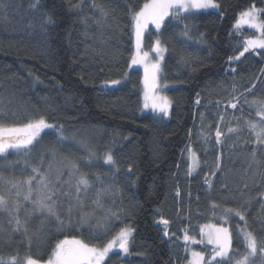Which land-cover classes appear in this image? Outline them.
I'll list each match as a JSON object with an SVG mask.
<instances>
[{
    "label": "trees",
    "instance_id": "trees-1",
    "mask_svg": "<svg viewBox=\"0 0 264 264\" xmlns=\"http://www.w3.org/2000/svg\"><path fill=\"white\" fill-rule=\"evenodd\" d=\"M0 2L9 4L7 18L0 14V109L7 113L0 123L18 126L44 116L57 128L62 125L68 139L62 142L58 159L76 160L93 185L85 211L92 207L96 190L109 185L111 194L105 196V206L113 211L123 209V223L113 221L114 228L106 235L103 229L95 228V219L77 228L79 212L74 213L72 224L66 222L60 232L55 218H50L47 226L50 242L39 248L34 243L31 251L34 257L46 261L55 243L63 239H79L101 247L128 225L134 229L131 254L116 264H183L184 235L198 238L204 224H229L233 246L242 245V238L237 239V225L245 222L238 221L234 215L226 222L223 215L225 208H238L242 204L250 227L262 235L264 145L253 143L255 136L245 121L260 120L257 105L252 101H264V56L261 55L264 49L245 53L239 61L229 58L239 55L246 38L258 35L251 28H241L237 34L233 25L239 13L253 5L264 9V0H217L220 4L217 11H179L175 18L165 19L159 36L165 47L161 82L171 85L166 92L171 99L168 120L141 113V72L138 69L128 72L133 48L129 8L138 11L146 0H95L110 10L103 28L95 23L100 13L92 6L93 0H83L79 9L72 5L81 0H42L41 11L50 13L54 20L45 26L46 32L39 28L42 16L29 8L30 0ZM30 23L36 27H29ZM154 35L152 31L146 33L145 47L152 45ZM113 79L121 83L105 86L106 81ZM253 84L256 87L252 92H246ZM233 95L240 96L236 109L228 106ZM217 123L225 133L223 145L215 144ZM229 126L241 131L228 133ZM202 132L210 136L208 141L203 139ZM41 136L42 143L51 146L58 133L55 129H45ZM73 136L77 140L86 139L96 150L97 158L91 165L88 153ZM189 145L200 161L193 176L187 174L184 151ZM109 150L119 165L118 172L103 162V154ZM254 151L259 167L255 163L249 166ZM8 158L19 161L13 178L26 179L31 163L26 166L23 155L18 156L11 149ZM31 161L38 162L36 153ZM47 163L46 159L45 168ZM217 163L221 164L218 171ZM211 172L216 175H210ZM55 176L53 172V181ZM206 176L213 184L211 189L205 183ZM67 179L65 169L61 181ZM222 183L227 184L226 189ZM56 186L68 188L62 183ZM26 192L27 186L22 185L20 201L31 209L32 205L22 198ZM56 198L65 201L66 210L69 198L62 194ZM212 201L220 205L214 211L210 206ZM41 215H32L31 228L36 227ZM98 215L102 217L103 212ZM25 216L22 207L20 217ZM161 218L169 221L168 237L163 234L165 225L157 223ZM4 223L7 225V219ZM93 231L99 238L93 237ZM20 239L17 234L16 240ZM170 241L180 248L173 252ZM15 252V242L7 245L0 241V254L7 256ZM19 253L21 257L26 255L23 244Z\"/></svg>",
    "mask_w": 264,
    "mask_h": 264
},
{
    "label": "snow or ice",
    "instance_id": "snow-or-ice-1",
    "mask_svg": "<svg viewBox=\"0 0 264 264\" xmlns=\"http://www.w3.org/2000/svg\"><path fill=\"white\" fill-rule=\"evenodd\" d=\"M82 6L83 0L79 4H73L72 8L79 9ZM92 6L97 8L100 13L95 23L98 27L103 28L110 15V10L97 4L95 0H93ZM8 7L9 4L0 2V14H3L5 19L7 18L6 10ZM29 8L40 12L42 19L39 23V28L41 31L46 32L45 26L53 24L54 20L50 13L41 11L42 0H30ZM191 9L219 10L220 4L217 0H146L138 11L134 7H130L129 12L134 25L135 46L137 50V55L132 58L131 63H142L147 58L148 53L145 52L143 57H141L139 52L145 38V30L149 24L154 25L157 33H160L166 17L173 16L175 18L179 11L189 12ZM262 14H264V9H258L255 5L239 13L233 25L237 34L240 33L243 25H247L249 28L256 29L259 32V36L256 38H246L243 42V50L239 52V55L230 57V61H239L241 57L245 56V53L252 50L264 49V20L261 19ZM87 19V17L84 18L86 26ZM29 27L35 28L36 25L30 23ZM161 45L160 36L157 35L155 47L152 51L156 52L159 58L150 66H145L146 86L150 80L152 87H155L157 78L162 72L161 61L164 59L162 53L165 49ZM261 55L264 56V53H261ZM232 71L234 72L235 69H232ZM262 74H264V70H262ZM105 83L109 86H114L119 85L121 81L113 79ZM255 87L256 85L253 84L251 88L246 89V92L251 93ZM158 99L160 103L154 102L152 105L153 110L162 114L163 117H167L169 115L170 101L167 97H160ZM244 100L245 103L248 102L247 96H244ZM199 102L197 100V103ZM239 102L240 96L233 95L228 106L236 109ZM252 103L257 105L256 114L260 117V120L259 122L247 120L245 123L249 131L255 136L253 143L264 145V101L254 100ZM145 107H148V105L145 104ZM241 111H243L242 107ZM6 115L7 113L0 109V121H3ZM220 119L223 121L224 117L221 116ZM45 129H55L58 133L56 142L51 146L42 143L43 137L41 133ZM240 131L238 127L232 126H229L227 129L228 133L238 134ZM201 135L205 141L210 139V136L204 135L203 132ZM222 137H225V133L221 128V124L217 123L215 130L216 145H223L225 143V139H222ZM67 139L68 137L64 135L63 126L61 125L57 128L55 124L49 123L44 116L32 118L18 126L0 123V241L7 245H11L13 242L16 243L14 255L9 254L5 256L0 254V264H102L114 246H118L119 251L124 256L131 254L130 245L134 229L128 225L121 227L116 235L102 248L91 247L79 239H63L55 243L54 249L46 261H42L39 256L34 257L31 254L34 243L39 248L41 245L50 242V233L47 231V226L52 217L55 218L58 232L63 230L66 222L67 225L72 224L75 212L80 213L77 228L88 224L89 220L95 219V228L103 229L105 235L114 228L113 221L120 220L123 223L121 216L123 209L113 211L112 208L106 207L104 204L105 196L111 194V185L97 189L95 198L91 201L92 207L89 211H85L89 190L93 185L88 179L87 174L80 171V166L76 160L68 157L58 159V152L63 148L62 142ZM72 139L88 153L87 160L89 165H91L92 160L97 158L96 150L89 146L86 139L77 140L75 136ZM9 149L14 150L18 156L23 155L26 166L31 163V171L27 175V178L22 181L13 178L15 176V165L19 161H13L8 158ZM184 151L188 154L187 174L190 176L200 167V161L191 145L187 146ZM33 153H36L38 162L31 161ZM221 155H223L222 152ZM255 155L254 151L250 167L253 163L259 167V162L256 161ZM102 158L105 165H109L117 172L119 171V165L110 150L104 152ZM46 159L48 163L45 168ZM217 159L219 160V157ZM220 167L221 164L217 163L216 170L218 171ZM65 169H67L68 179L61 181ZM23 172L24 170L22 169L21 174ZM53 172L56 173L55 181L52 178ZM128 172H132L131 166L128 167ZM210 175L214 176L216 172H211ZM96 179L100 181L98 174ZM34 181L36 182L35 185L33 184ZM61 183L68 185V188L64 189L56 186ZM132 183L135 184V181H132ZM205 183L208 184L209 189L213 187L212 182L208 180L207 176L205 177ZM22 185L27 186V192L22 197L23 201L31 204V209L21 204ZM221 186L225 189L227 188V184L225 183H222ZM73 187L74 192L72 191ZM244 187H248L247 183H245ZM34 192L35 196L33 195ZM60 194L69 198L66 210L64 209L65 201L56 198ZM176 195L180 196L179 188H177ZM210 206L213 211L220 207L214 201L211 202ZM22 207L26 211V216L23 219L20 217ZM101 211L103 212L102 217L98 215V212ZM33 214H42L35 228L29 226V220ZM223 215L226 222L227 218L231 215L237 216L240 221L245 222L244 227L240 229L237 236L238 240L242 238V245L237 244L235 247L233 246V234L226 227L213 228L207 233H204V230L201 229L202 235H206L207 237V243L213 246L211 255L205 260L203 252L192 251V259L189 264H264V218L260 221L262 235H258L248 223L243 204L238 208H225ZM5 219H7V225L4 223ZM157 223L165 225L163 234L165 237H168L169 231L167 225L169 221L161 218ZM17 234L21 236L20 240H16ZM92 235L95 238H99V234L96 231H93ZM183 240L186 250L189 243H197L194 238H191L187 234L184 235ZM200 242L202 243L203 241ZM21 244L26 248V255L23 257L19 253ZM138 255H143V253H138Z\"/></svg>",
    "mask_w": 264,
    "mask_h": 264
},
{
    "label": "rangeland",
    "instance_id": "rangeland-1",
    "mask_svg": "<svg viewBox=\"0 0 264 264\" xmlns=\"http://www.w3.org/2000/svg\"><path fill=\"white\" fill-rule=\"evenodd\" d=\"M210 10L217 11V9H191L189 12H192V11L205 12V11H210ZM180 12L183 13V11H180ZM261 19L264 20V18H262V17H261ZM241 28H249V27L247 25H245V26L243 25ZM251 29L254 30L255 32H257V34H258L257 36H259V32L256 29H253V28H251ZM149 31H152L155 34L153 36V38H152V45L149 48L145 47L144 40H143V43H142V46H141V50L139 52V55L141 57H143V54L145 52L148 53L147 58L145 60H143L142 63L132 64L131 63L132 58L137 55V50H136V46H135V30H134V25H133V22H132L133 48H132V57L130 59L129 66H128V72L130 70H132V69H138L141 72V76H142V81H141V113L142 114L150 113V114H152V115H154V116H156V117H158L160 119L168 120L170 118L171 99L167 95L166 92L171 87V85L161 82V74H162V72L159 74V76L157 78L155 87H152L150 80H149V83H148L147 86H146V83H145V66L146 65L150 66L152 63H155L156 60L159 58L157 56V53L152 51V49L155 47L156 38H157V35H159V33H157V30H156L155 26L152 25V24H149L147 26V29L145 30V35ZM256 37H253V38H256ZM161 46L165 49L163 44ZM162 55L164 57L165 51L162 53ZM161 66L163 67V60L161 61ZM105 86L114 87V86H117V85L109 86L108 84H106ZM160 97H167L168 100L170 101L169 109H168L169 115L167 117H163L162 114H159L158 112L153 110V107H152L153 103L154 102L157 103V104L160 103V101L158 99ZM154 98H157V99L154 100ZM145 104H147L148 107H145ZM187 156H188V154L186 152V158H187ZM197 170H198V168L196 169V171H194L192 173L191 176L195 175ZM263 198H264V193H263ZM236 218H237L238 221H240L239 217L236 216ZM240 222H243V221H240ZM160 225H163V224H160ZM219 227H226L231 232L229 224H204V225H202L200 227L199 237L198 238L191 237V238H194L197 241V243H189L187 245L186 258L185 259L183 258L185 260L183 264H189L190 260L192 259V257H191V252L192 251L203 252L204 255H205V260H207L210 257L213 246L207 243V237H206V235H202L201 229L204 230V233H207L210 230H212L213 228H219ZM243 227H244V225L238 224L237 225L238 231L240 232V229L243 228ZM69 240H72V239H69ZM200 241H203V242L201 243ZM105 245H103V246H105ZM169 245H170L171 250L173 252H174V250L177 251L180 248L179 244H177L175 242H171L170 241ZM103 246L97 247V248H102ZM91 247H96V246H91ZM126 257L127 256H124V254L119 251L118 246H114L113 250L111 252H109L107 257H105V259L102 262V264H116V263H119V262L122 263L121 260L125 259Z\"/></svg>",
    "mask_w": 264,
    "mask_h": 264
}]
</instances>
